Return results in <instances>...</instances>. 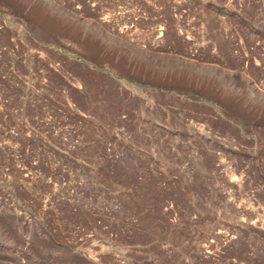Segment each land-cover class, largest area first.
<instances>
[{
    "label": "rangeland",
    "instance_id": "1",
    "mask_svg": "<svg viewBox=\"0 0 264 264\" xmlns=\"http://www.w3.org/2000/svg\"><path fill=\"white\" fill-rule=\"evenodd\" d=\"M0 264H264V0H0Z\"/></svg>",
    "mask_w": 264,
    "mask_h": 264
},
{
    "label": "bare ground",
    "instance_id": "2",
    "mask_svg": "<svg viewBox=\"0 0 264 264\" xmlns=\"http://www.w3.org/2000/svg\"><path fill=\"white\" fill-rule=\"evenodd\" d=\"M201 71V70H200ZM252 83V82H251Z\"/></svg>",
    "mask_w": 264,
    "mask_h": 264
}]
</instances>
